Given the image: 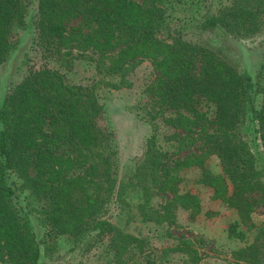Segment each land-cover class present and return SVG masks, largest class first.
<instances>
[{"label":"trees","instance_id":"1","mask_svg":"<svg viewBox=\"0 0 264 264\" xmlns=\"http://www.w3.org/2000/svg\"><path fill=\"white\" fill-rule=\"evenodd\" d=\"M164 0H36L35 33L38 45L49 57L65 52L92 59L109 90L129 87L127 75L135 62L148 60L157 76L146 93L153 118L182 132L181 148L196 145L184 158L169 159L152 134L140 159L139 172L126 185L115 188L112 154L107 136L98 126L102 106L95 93L98 82L74 85L50 69H29L0 102V264H40V242L28 216L35 211L48 228V240L68 236L107 238L115 264H157L144 243L99 215L114 199L126 205L125 188L139 189V217L159 222L173 217L176 209L191 218L200 212L196 193L180 192L179 172L198 167L199 183L211 189L212 198L233 208L238 221L228 236L244 240L257 229L249 245L233 252L236 264H264V223L256 226L252 215L264 213V83L254 79L224 55L178 34L162 35ZM27 0H0V66L11 54L16 33H28ZM77 22L76 25H72ZM201 32L218 37L236 36L264 43V0H230L208 16ZM109 77L105 81L104 78ZM215 108L209 117L202 102ZM150 112V113H151ZM241 129L248 130L247 140ZM216 156L221 174L205 168ZM14 175L27 190L23 212L8 184ZM155 193L170 194L160 210L149 203ZM243 228V229H240ZM88 240L87 243H91ZM189 242L174 251L184 253L185 264L200 258ZM143 260L141 261V258Z\"/></svg>","mask_w":264,"mask_h":264},{"label":"rangeland","instance_id":"2","mask_svg":"<svg viewBox=\"0 0 264 264\" xmlns=\"http://www.w3.org/2000/svg\"><path fill=\"white\" fill-rule=\"evenodd\" d=\"M30 6L29 31H18L14 39L15 46L6 62L0 66V102L20 82L29 69H50L64 75L74 85L89 86L93 82L99 85L95 89L98 102L102 106L97 118L98 126L107 136L106 149L112 154L115 171V188L126 185L140 170V159L146 149V141L156 135V143L162 153L169 159L184 158L195 151L196 145L181 148L174 137V131L163 125L160 118H153L152 102L146 89L157 76L153 65L148 60L135 62L127 75L129 87L109 90L100 81L99 74L91 58L78 56L76 52L49 57L42 51L37 42L36 0H27ZM166 9L162 35L178 34L184 40L193 43L203 42L208 48H221L229 60L240 70L248 73L254 81L260 78L264 83V43L261 37L255 41L242 40L236 36L218 37L215 34L201 32L200 26L208 16L215 15L217 10L229 4L230 0H164ZM73 22L72 25H76ZM105 81L109 77L104 78ZM202 108L211 118L215 108L208 102H202ZM151 112V113H150ZM246 139L252 138L248 130L241 129ZM205 168L214 174H221V167L216 156H210ZM202 170L198 167L187 168L179 172L181 180L179 191H191L197 194L200 201V212L191 218L186 211L176 209L173 217L161 218L159 222L143 221L139 217L137 206L141 200L139 189L127 187L122 193L126 205H119L110 200L99 217L122 229L144 243L147 255L157 264H185L184 253L174 251L181 242H189L187 248H194L200 260L198 264H236L233 252L249 245L257 234V229L245 232L244 240L228 236V227L238 221L233 208L212 198L210 188L201 185ZM133 179V178H132ZM8 184L16 191L14 200L23 212L35 207L27 203V190H21V181L14 175L8 178ZM170 199V194L155 193L150 200L151 209L160 210L163 201ZM28 206V207H27ZM27 207V208H26ZM29 209V208H28ZM33 210V209H32ZM161 211V210H160ZM31 227L40 242V264H115L107 238L102 242H92L90 237L75 240L68 236H58L48 240V228L40 222L35 211L28 216ZM256 226L264 223V213L252 215ZM243 229V228H240ZM91 240V243H87ZM264 260V248H262ZM141 261L143 260L142 257ZM139 261L138 259H135ZM136 261L134 264H138Z\"/></svg>","mask_w":264,"mask_h":264}]
</instances>
